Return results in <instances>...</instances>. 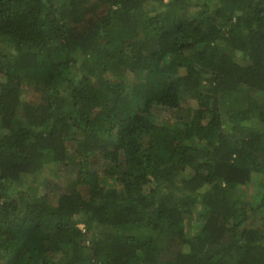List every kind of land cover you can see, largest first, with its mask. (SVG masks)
Returning <instances> with one entry per match:
<instances>
[{
	"label": "trees",
	"instance_id": "obj_1",
	"mask_svg": "<svg viewBox=\"0 0 264 264\" xmlns=\"http://www.w3.org/2000/svg\"><path fill=\"white\" fill-rule=\"evenodd\" d=\"M0 264H264V0H0Z\"/></svg>",
	"mask_w": 264,
	"mask_h": 264
},
{
	"label": "rangeland",
	"instance_id": "obj_2",
	"mask_svg": "<svg viewBox=\"0 0 264 264\" xmlns=\"http://www.w3.org/2000/svg\"><path fill=\"white\" fill-rule=\"evenodd\" d=\"M258 180H254V182H252V184L250 185V187L246 190V189H244V191L245 192H247V195L248 196H251L253 193H254V190H255V188H256V182H257ZM151 190V189H150ZM150 200L151 201H153V199H155V197L154 196H152V195H150ZM186 223H187V221H186Z\"/></svg>",
	"mask_w": 264,
	"mask_h": 264
},
{
	"label": "clouds",
	"instance_id": "obj_3",
	"mask_svg": "<svg viewBox=\"0 0 264 264\" xmlns=\"http://www.w3.org/2000/svg\"><path fill=\"white\" fill-rule=\"evenodd\" d=\"M82 226V225H81Z\"/></svg>",
	"mask_w": 264,
	"mask_h": 264
}]
</instances>
